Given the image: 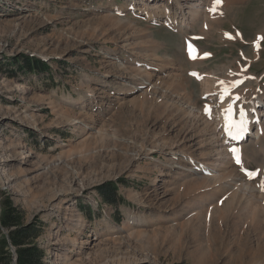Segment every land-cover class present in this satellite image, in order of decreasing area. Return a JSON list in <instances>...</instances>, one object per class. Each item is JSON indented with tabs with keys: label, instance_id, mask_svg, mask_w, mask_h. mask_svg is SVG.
Listing matches in <instances>:
<instances>
[{
	"label": "rangeland",
	"instance_id": "374dc122",
	"mask_svg": "<svg viewBox=\"0 0 264 264\" xmlns=\"http://www.w3.org/2000/svg\"><path fill=\"white\" fill-rule=\"evenodd\" d=\"M213 1L201 0L203 13L181 31L163 20L135 16L130 0H0V207L2 200H9L22 223L38 229L36 243L44 250V264H197L199 257L202 264H257L248 251L257 243L250 238L264 240V218L263 228L255 231L250 215L238 221L236 231L231 219L226 234H216L215 240L206 230L195 237L186 228L182 234L169 233L171 226L186 225L188 215H180V208L187 181L174 186L181 199L175 215L169 199L155 202L161 190L152 191L161 170H168L163 165L166 151L132 161L137 149L130 143L142 144L152 121L158 125L154 134L172 123L175 130L184 125L178 117L184 100L172 103L168 69L148 70L160 78L154 91L119 94L135 88L117 80L118 67L135 56L121 48L128 37L132 46L154 48L141 58L143 63L155 55L162 63H176L183 82L179 78L182 87H173V97L185 93L202 117L206 104L215 105L201 96L200 81L188 75L191 69L221 77L228 67L225 81L245 79L240 86L247 91L245 109L255 104L258 93L264 92V0H222L221 11L212 17L208 11ZM168 2L162 0V5L171 13L173 4ZM193 33L200 50L210 54L201 63L186 58L184 40ZM25 57L45 62L50 73L14 70L15 62ZM100 95L103 100L97 102ZM116 96L125 98L117 101ZM134 96L135 107L129 101ZM261 141L249 138L243 144L242 166L257 170L264 164V138ZM258 175L254 182L262 180ZM236 181L240 185L246 179L238 176ZM139 231L143 233L137 235ZM6 232L0 227V235ZM87 239L96 244L82 252ZM199 241L208 252L197 249ZM225 243L233 256L225 254Z\"/></svg>",
	"mask_w": 264,
	"mask_h": 264
},
{
	"label": "bare ground",
	"instance_id": "6f19581e",
	"mask_svg": "<svg viewBox=\"0 0 264 264\" xmlns=\"http://www.w3.org/2000/svg\"><path fill=\"white\" fill-rule=\"evenodd\" d=\"M167 1H169L168 2L169 4L171 5L173 4L171 13L168 11L166 5L165 6L162 5V0H130L129 10L133 11L135 16L143 15L146 18L152 20L167 21L169 19L171 26L181 31L182 30L184 31V29L187 30L188 27H192L194 21L198 17H200L201 14L203 13L202 10L204 9L203 8L204 6H202L201 0H167ZM204 1L205 0H203V2ZM222 2L223 1L221 0L219 2V5H214V1L211 3L212 8H210V11L208 12L210 15H212V17L219 14V12L221 11L220 7L223 4ZM208 6L209 5H207V7ZM206 10H208V8H206ZM136 32H140V31L136 29ZM199 35L201 34L199 33ZM127 38L126 39L124 38L125 40H123L122 38L123 42L121 43V48L127 50L130 49L129 53L135 56H133L130 62L127 61L128 63L124 64L121 68H119L120 66L118 67V69L120 70V74L118 75L119 78L117 80H119L120 82L119 84H121L122 81H127L130 86L133 84L135 88L131 87L129 89L128 87L125 90L122 89L120 90L121 92L119 94L127 95L129 94L130 91H133L134 89L137 90L142 89L143 91H151V90L154 91L156 87L159 88V86H157V82L158 79L160 78L158 76V73H154L153 71L149 72L148 70L152 68H157V72H159L161 70L166 71L168 69L167 78L172 81L170 88L173 90V93L170 96L171 101L173 99L179 100V98L180 100H184L183 104L180 107H178V113H179L178 117L181 119V121L184 124L181 128L175 130L176 125L175 123L173 124L171 122L172 124L169 123L170 124L169 126L171 127H169L168 129H165L164 127L161 133L154 134L153 132L158 125L156 121H152V123L149 124V126L146 128V133H144V135L146 134V138L143 141V143L138 144L137 140L130 143L131 146L135 149V151L137 149L135 155L133 156V159L131 158L132 161L139 158L149 157L153 151L158 150V152L162 154L164 151H166L167 159L165 162H163V165L164 166L167 165L168 170L166 173L165 172L162 173L163 171L161 170L160 172L161 179L159 180L160 182L157 184L155 183L156 182L155 181L153 182L154 184L152 186L153 192H157L158 190L159 191L161 190V192L158 193V195H156L155 193L152 194L156 195V198H154L155 202L169 199V202L172 203L169 204L170 207L168 208L170 209V211L174 212L175 215L176 213H178L176 212L177 208L180 207L179 205L177 206L175 205L181 199L176 195L177 191L174 189V186H177L178 182L185 183V181H187L186 186L184 188L185 191L183 194L184 200L183 202H181V204L182 203L183 204L182 207L180 208V210L182 211L180 212V215L183 212H185L184 216L188 215V219L186 220V222H184V225L185 223L186 225L184 226V228L179 227V225L178 227L176 225L175 226L170 225L171 227L170 228L168 227L169 229H167V231L169 232L170 230H172L173 232L178 231L181 233V231L186 228L190 231L191 234H193V236L194 235L201 236V234L205 233L203 232V230H206L207 231L206 233L212 231L211 238H213L216 234L218 235V233L222 234L223 232L224 233L226 232L225 229H227L226 228L228 227L227 224L231 219H232L231 221L235 224L234 230L235 231L238 230V226H239L238 221H240L245 215L247 216L250 215L249 220L252 222V224L254 223L252 225V228L250 229H252L253 231L261 230L263 228V226L261 227L262 224L261 219L264 218V203H263L264 186H262V183H264V164L262 166H259L258 168L259 174L262 179L261 181L258 179L256 182H254V180L246 178L247 177L246 174H242L239 168L232 164L229 154L227 153V148H226L227 140L223 135L221 129V126L223 125L222 121L224 116L222 114L224 113L223 110L226 107V105L220 104L219 102V99H221L220 95L222 90L224 88L229 89V92L226 95V98L228 100H226L225 102V104L227 105L229 104V101L234 97H239V99L236 100L238 103H241L247 96V91L244 88L242 89L235 88V83L239 78L236 79L232 78L229 79L228 81H225L229 75L228 73H230L227 71L229 69L228 67H223V75L221 77L219 75H218L219 77L216 76L213 71L209 72L212 73V76L210 74L204 75V73L202 74L200 72L199 74L197 73L198 75L196 74V78L201 83V88H202L201 96H203L205 99L207 98L209 102L215 105L214 106L215 111L213 117L211 113H208V111H206L204 113V116L202 117L200 113L198 114L197 112L194 111V108L192 104L188 101V98H186L185 93H180L179 95L177 94V96L173 97L174 92H176V90H174L173 87L175 85H179L180 87H182V84L179 83V78L183 82V79L181 77L182 75L178 74V68L175 65L176 63L173 65L170 59L165 60V63H162L163 60L157 57L155 54H154L155 55L154 60L146 61L145 63H143L141 58H145L146 56H148L146 54H149L154 48H152V46H148V49H145L146 46L133 45L135 46L134 48L131 42L128 41ZM202 53L203 51H200L196 55H190L186 51V57L191 63H201L203 62L201 58ZM167 62L169 64H167ZM88 81H91V77L88 78ZM221 81L225 83L222 85L220 83ZM258 94H259L258 99L253 105V111H252L254 114V118H257L258 121L256 123H252L251 120L249 121L247 125V133L249 135L248 138L253 139L257 144H260V141L264 138V92L262 94L260 93ZM256 95L257 94L255 93V96ZM120 97L116 96L115 100L119 101L120 99L123 100L125 98V96H120ZM97 98H98L96 99L97 102L103 100V96L101 95L98 96ZM136 100L137 97L135 96L133 99L129 100L130 103H132L133 107L137 105L138 100L137 101ZM172 103L174 102L172 101ZM205 107H207L208 109L213 108L212 105L210 104H206ZM77 124H80V122H78ZM250 127H252L255 130H250ZM134 133H135L134 134V138H135V135L140 133L139 127H137V130H135ZM170 135H173L174 138L171 139ZM247 140L248 139H246L245 143L247 142ZM83 150H87L86 147H84ZM263 154H264V150H263ZM132 161H131V166H132ZM173 170H175L176 172H173ZM20 172H23V170L20 169ZM238 176L245 177L246 181L244 183L241 182L240 185H235ZM254 183H257V187L254 186ZM179 193L180 192H178V195ZM216 198H219V200H216ZM252 230L250 232H252ZM141 233L143 232L139 231L137 232V235H140ZM248 235L250 234L248 233ZM250 239L252 240V241L249 240L250 243L253 242L255 244L257 242L255 247L249 246L248 254L250 253L249 255L251 257V260L257 264H264V260H262V256L264 255V240L255 239V238L254 239L250 238ZM95 244L96 243H94V240L87 239L86 241L81 243L80 246L81 251L84 252L86 251V249L90 250L95 246ZM196 245H197V249H199L201 252H208L207 248L205 247L206 246L205 242L203 243L199 241L198 243H196ZM224 246L227 247L226 243ZM226 252L227 253L225 254H228L229 257L231 255L232 256L234 255L232 254L233 251L230 250L229 246L227 247ZM202 263H203V259L199 257L197 259V264H202Z\"/></svg>",
	"mask_w": 264,
	"mask_h": 264
},
{
	"label": "trees",
	"instance_id": "16d2710c",
	"mask_svg": "<svg viewBox=\"0 0 264 264\" xmlns=\"http://www.w3.org/2000/svg\"><path fill=\"white\" fill-rule=\"evenodd\" d=\"M22 61L15 62L18 65L14 70L24 74L50 73L48 64L41 60L25 57ZM108 186L115 189L112 183H108ZM0 227L7 231L0 235V264H13L12 249L16 255L15 264H44V250L36 243L40 235L38 229L32 224L24 225L22 217L7 199L1 201Z\"/></svg>",
	"mask_w": 264,
	"mask_h": 264
},
{
	"label": "snow or ice",
	"instance_id": "6c2138e0",
	"mask_svg": "<svg viewBox=\"0 0 264 264\" xmlns=\"http://www.w3.org/2000/svg\"><path fill=\"white\" fill-rule=\"evenodd\" d=\"M219 2H220V0H215V3H219ZM220 83L223 85L225 82L221 81ZM228 92H229V89L228 88H224L222 90L221 95H220L221 100H223V97L225 95H227ZM233 99H239V97H234ZM205 111H208V108L207 107H206ZM223 111L225 113V131L229 135H232L233 134L232 130L234 128H237V127L242 126L244 112L241 109V111H240L241 120L239 122H237V121L233 120L232 117H231V113H232V105L231 104H229L228 107L225 108ZM230 151H232L233 153H236L237 149L232 148V149H230ZM236 159H237V163H239V157H237ZM248 175H249V177H252L254 175V173L249 172ZM262 186H264V183H262Z\"/></svg>",
	"mask_w": 264,
	"mask_h": 264
}]
</instances>
